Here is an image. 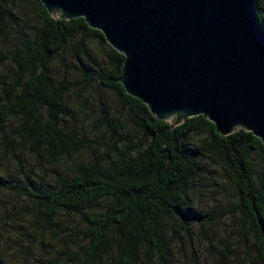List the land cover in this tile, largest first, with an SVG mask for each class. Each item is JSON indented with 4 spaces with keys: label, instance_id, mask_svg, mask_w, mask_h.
Listing matches in <instances>:
<instances>
[{
    "label": "trees",
    "instance_id": "obj_1",
    "mask_svg": "<svg viewBox=\"0 0 264 264\" xmlns=\"http://www.w3.org/2000/svg\"><path fill=\"white\" fill-rule=\"evenodd\" d=\"M254 6L264 32L260 0ZM27 16H33L30 30L8 52H0L12 65L0 77V140L32 155L25 156L35 163L27 179L49 171L55 179L42 189H19L0 176V187L33 203L30 223L36 228L56 227L52 232L58 233L69 227L58 228L62 220L82 222L84 241L62 254L66 264H168L167 229L178 236L205 219L192 210L191 197L211 168L235 196L229 206L232 218L264 264V183L256 181L254 172V153L264 162L261 140L243 129L222 136L203 115L176 127L157 119L126 93L119 80L124 56L102 32L82 17H53L40 0H0V47L13 24ZM72 39L77 47L93 41L101 45L106 70L101 83L127 110L124 118L106 112L89 131L63 123L66 99L80 86L65 79L53 83L50 67ZM15 117L20 124L8 133ZM67 159L77 162L59 171L57 164ZM59 260L38 259L42 264ZM0 264H6L1 254Z\"/></svg>",
    "mask_w": 264,
    "mask_h": 264
},
{
    "label": "water",
    "instance_id": "obj_2",
    "mask_svg": "<svg viewBox=\"0 0 264 264\" xmlns=\"http://www.w3.org/2000/svg\"><path fill=\"white\" fill-rule=\"evenodd\" d=\"M82 17L124 56L127 94L176 127L203 115L264 145V32L255 0H40Z\"/></svg>",
    "mask_w": 264,
    "mask_h": 264
},
{
    "label": "rangeland",
    "instance_id": "obj_3",
    "mask_svg": "<svg viewBox=\"0 0 264 264\" xmlns=\"http://www.w3.org/2000/svg\"><path fill=\"white\" fill-rule=\"evenodd\" d=\"M264 14V0H260ZM57 18V16H53ZM33 22V16H27L14 23L6 43L0 52L6 53L16 40L27 34ZM72 39L54 58L50 67L53 83L68 80L76 87L66 99L67 113L63 123L69 128L89 131L96 126L98 118L109 113L110 116L124 118L127 110L116 100L115 93L101 83L105 73V57L101 45L96 41L85 46H75ZM12 65L0 56V77ZM18 117L11 118L7 132L18 127ZM29 151L19 145L10 146L6 140H0V176L6 184L19 189H42L46 182L52 183L55 177L49 172H38L25 177L27 170L34 167ZM254 172L258 183H264V162L254 153ZM77 160L67 159L57 164V169L67 172ZM203 185H197L192 193L191 206L194 212L205 219L197 220L185 233L175 236L167 229L166 239L169 244L168 264H260L255 248L245 241L240 226L232 218L229 206L236 198L221 181L220 175L212 168L206 171ZM35 211L33 203L15 192L0 187V254L6 264H42L38 259L59 257L55 264L65 263L62 255L72 244L82 243L84 234L82 222L78 219L62 220L58 228H38L30 223ZM74 227L75 231H71ZM71 232V233H70ZM77 238L69 237L67 234ZM72 240V241H71ZM74 240V241H73Z\"/></svg>",
    "mask_w": 264,
    "mask_h": 264
}]
</instances>
